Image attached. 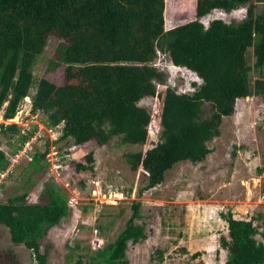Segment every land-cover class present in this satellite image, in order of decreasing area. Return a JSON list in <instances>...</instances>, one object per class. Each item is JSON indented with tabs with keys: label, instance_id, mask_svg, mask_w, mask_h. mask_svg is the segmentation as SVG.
<instances>
[{
	"label": "trees",
	"instance_id": "obj_1",
	"mask_svg": "<svg viewBox=\"0 0 264 264\" xmlns=\"http://www.w3.org/2000/svg\"><path fill=\"white\" fill-rule=\"evenodd\" d=\"M254 4L260 10L254 13L250 31H240L241 22L231 26L216 23L206 33L177 38L173 48L174 65L195 74L202 83L192 94L169 92L161 119L160 141L152 159L142 163L145 177L139 196L163 184L167 173L176 165L212 152L208 144L220 137L224 117L236 113L240 99L264 96V0H254ZM151 20L143 0H0V115L3 120L14 119L34 90L32 112H42L48 128L61 126L62 141L72 140L76 146L94 141L104 146L118 137L121 142L142 145L149 124L148 114L131 113L117 97H107L109 86L90 70L157 63L166 45L156 44ZM202 27L197 25L196 29ZM51 37L59 40L53 64L64 68L62 84L46 77L38 81L34 78L35 64ZM250 51L253 65L249 60ZM253 74L258 77L254 82ZM77 76H82L80 82H76ZM135 90L141 95L143 86L123 85L121 91ZM9 132L19 134L20 128L16 124L1 123L0 133ZM33 134L31 131L19 138L18 150L24 149ZM45 156L46 152L35 153L31 165L44 169L48 165ZM140 157V151L127 155L133 172L139 170ZM85 159L90 166L78 163V171L93 169V153ZM9 166V158L0 149V173ZM142 208V201L132 202V214L124 230L113 242L97 249L89 264H128L129 244L146 238L145 227L136 223L144 217ZM69 213L66 196L49 187L47 201L32 203L24 193L0 202V225L7 228L14 245H23L32 251L37 264H48L47 254L40 252L41 241ZM221 217L228 230L227 237L221 240L227 251L224 264H264V243L257 240L260 231L255 219H237L232 212L221 213ZM182 251L187 253L186 249ZM156 253L162 261L164 251L157 249ZM199 256L200 252H196L190 257ZM0 264H17L15 251L1 250ZM76 264H84L82 257Z\"/></svg>",
	"mask_w": 264,
	"mask_h": 264
},
{
	"label": "rangeland",
	"instance_id": "obj_2",
	"mask_svg": "<svg viewBox=\"0 0 264 264\" xmlns=\"http://www.w3.org/2000/svg\"><path fill=\"white\" fill-rule=\"evenodd\" d=\"M143 3L152 15L151 31L156 44L166 45L158 62L149 66H106L90 70L109 86L107 97H117L131 113L148 114L142 145L124 143L118 137L104 146L94 141L80 146L72 140L62 141L61 126L48 128L45 115L32 112L34 90L23 103V119L17 124L20 133H0V149L10 160L8 170L0 173V202L24 193L32 203L47 201L49 187L68 200L69 215L41 241L40 252L47 254L48 264H76L80 257L84 264H89L97 249L113 242L124 230L135 200L143 203L144 217L136 223L145 227L146 238L129 244L128 264H224L227 251L221 240L227 237L228 230L221 213L232 212L237 219H255L260 231L257 240L264 243V175L261 173L264 96L240 99L236 113L224 117L220 137L208 144L212 152L176 165L167 173L163 184L138 195L145 177L142 163L152 159L160 141L161 119L169 92L192 94L202 83L195 74L174 65L177 38L206 33L216 23L231 26L241 22L240 31H250L259 6H255L254 0H143ZM197 25H202V29L197 30ZM58 43L57 38L51 37L38 58L34 67L36 81L42 77L57 84L65 81L62 65L53 64ZM249 60L253 65L251 51ZM77 77L76 82H80L82 76ZM252 77L253 82L258 78L256 74ZM131 84L142 85L143 93L121 91L123 85ZM206 108L209 109L208 104ZM3 121L1 114L0 124ZM31 131L34 134L28 147H24L27 150H18L19 138ZM133 151L141 153L137 172L131 170L127 161V155ZM45 152L48 165L44 169L33 167L35 153ZM91 152L93 169L78 171V163L90 166L85 156ZM8 248L15 251L17 264H37L32 251L14 245L7 228L0 225V251ZM157 249L164 251L162 261ZM196 252L200 256L191 259Z\"/></svg>",
	"mask_w": 264,
	"mask_h": 264
},
{
	"label": "built area",
	"instance_id": "obj_3",
	"mask_svg": "<svg viewBox=\"0 0 264 264\" xmlns=\"http://www.w3.org/2000/svg\"><path fill=\"white\" fill-rule=\"evenodd\" d=\"M23 109H21L18 113H17V115L15 116V118L14 119H11V120H9L8 122L7 121H3V123H5V124H20V121H22V119H23V117H22V115H23ZM28 144V143H27ZM26 144V147H28V145ZM27 150V148H25L24 149V151H26ZM263 175H264V173H263Z\"/></svg>",
	"mask_w": 264,
	"mask_h": 264
},
{
	"label": "crops",
	"instance_id": "obj_4",
	"mask_svg": "<svg viewBox=\"0 0 264 264\" xmlns=\"http://www.w3.org/2000/svg\"><path fill=\"white\" fill-rule=\"evenodd\" d=\"M239 23H240V22H239ZM239 23H237V24H239ZM237 24H236V25H237Z\"/></svg>",
	"mask_w": 264,
	"mask_h": 264
}]
</instances>
